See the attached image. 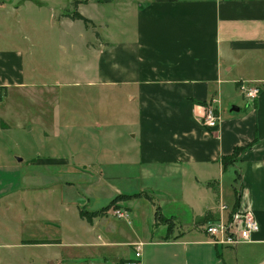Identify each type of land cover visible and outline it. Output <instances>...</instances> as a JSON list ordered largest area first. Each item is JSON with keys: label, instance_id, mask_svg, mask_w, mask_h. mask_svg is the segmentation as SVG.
Segmentation results:
<instances>
[{"label": "crops", "instance_id": "obj_1", "mask_svg": "<svg viewBox=\"0 0 264 264\" xmlns=\"http://www.w3.org/2000/svg\"><path fill=\"white\" fill-rule=\"evenodd\" d=\"M34 1L65 10L63 0H0V263L127 264L140 245L141 264H264V0H66L89 22L81 33L89 26L105 44L81 36L89 84L112 93L107 147L86 116H53L45 81L26 73L20 13ZM59 10L50 21L81 22ZM36 168L50 169L44 182ZM235 211L259 233L215 245L203 228Z\"/></svg>", "mask_w": 264, "mask_h": 264}, {"label": "rangeland", "instance_id": "obj_2", "mask_svg": "<svg viewBox=\"0 0 264 264\" xmlns=\"http://www.w3.org/2000/svg\"><path fill=\"white\" fill-rule=\"evenodd\" d=\"M61 5L65 8L64 12L63 9L59 10V8L55 7V4L54 7L51 4L39 6L36 1L26 3L25 6L21 8L20 17L23 18L22 25L25 30L23 32L28 34L26 38L31 39L28 45L30 47L29 54H31L33 58L32 63L29 59H26V73L30 76L32 69L35 70L33 73L35 75L34 85L37 84L36 82H38V80L45 81V84L48 86V90L45 94L50 96V92L52 96L51 110L53 116L57 113H62L65 117L67 114L71 121H75L76 124H81L82 116H86V121L83 122L86 123L87 126L93 127L95 126L94 124H96V126H102L101 135L103 137H101V141L104 146H106L109 145L106 132H112V125L115 122L113 117L114 105L112 104V93L109 92V88H99L97 84H89V81L92 82L96 79L92 72L85 71L87 65L93 63V56L92 54L89 55L90 52L86 48H83L81 36L83 35V42L85 44L87 42L98 43V40H95L94 34L91 32L92 28L89 26H86V30L91 31L84 30V33H81L82 30L80 29L84 27L83 22H78L77 26L71 28V26L67 27L65 24H61L57 19L50 21L49 15L51 11L55 13L59 10L57 12L59 14H64L67 10L68 13H70V11L76 12L75 2L66 4V0H63L61 1ZM83 11L85 14L93 16L98 10L88 8ZM111 35H109V37ZM109 40L112 41V37H110ZM99 43L101 47L105 46L102 39ZM22 46H25V41H23V39ZM40 88L41 87L38 86L39 92ZM120 122L121 120H116L117 125ZM117 129L122 131L121 126H118ZM27 141L31 143V138H27ZM109 151L111 150L104 149L103 154H107ZM33 170L34 168L32 167L30 168L22 165V172L25 174ZM35 170L42 173H40L39 178L44 182V177L48 176L45 175V173H48L50 169L36 168ZM94 170L98 169H86V171ZM101 170L105 174H109L110 172L109 169ZM224 180L225 188H228L231 184V180L228 176ZM53 190L55 195V191L57 193L60 192L61 189L54 188ZM71 192L72 190H70V193ZM78 192L81 193V190ZM121 194H125V192L123 191ZM66 205L70 207L69 204ZM63 207L65 206L63 205ZM110 207L113 208V206ZM110 207H107L104 211H107ZM113 221L117 222L116 220ZM70 223L72 225L75 224L72 219ZM128 251L129 254L134 257V251L131 253L129 249Z\"/></svg>", "mask_w": 264, "mask_h": 264}, {"label": "built area", "instance_id": "obj_3", "mask_svg": "<svg viewBox=\"0 0 264 264\" xmlns=\"http://www.w3.org/2000/svg\"><path fill=\"white\" fill-rule=\"evenodd\" d=\"M240 91L253 100L259 93L256 88H240ZM1 97V95H0ZM218 117L210 107L205 108L204 124L209 129L216 128ZM222 210H224L222 208ZM111 216L120 221H129L128 213L121 208H112ZM260 231V225L251 213L235 211L226 221L207 224L203 233L215 244L224 247L235 248L238 245L251 241V237ZM134 257L127 264H141V246L135 245Z\"/></svg>", "mask_w": 264, "mask_h": 264}, {"label": "trees", "instance_id": "obj_4", "mask_svg": "<svg viewBox=\"0 0 264 264\" xmlns=\"http://www.w3.org/2000/svg\"><path fill=\"white\" fill-rule=\"evenodd\" d=\"M75 8H76V3H75ZM69 18L71 19V20H73V21H81V22H83L85 25H87V24H89V22L85 19V18H83L82 16H80L77 12H73L70 16H69ZM0 91H1V89H0ZM241 150V149H240ZM239 150V151H240ZM238 201H239V195L236 193V204L235 205H237L238 204ZM83 216V215H82ZM93 216H96V215H93ZM209 218H210V213L208 212V213H206L205 215H204V217L201 219V223H205L206 221H208L209 220ZM89 220V219H88Z\"/></svg>", "mask_w": 264, "mask_h": 264}]
</instances>
